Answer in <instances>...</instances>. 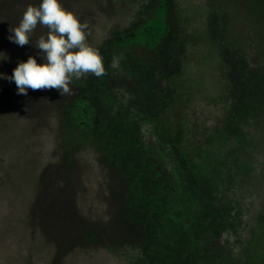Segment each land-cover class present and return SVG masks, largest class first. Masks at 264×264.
Returning a JSON list of instances; mask_svg holds the SVG:
<instances>
[{"label":"rangeland","instance_id":"rangeland-1","mask_svg":"<svg viewBox=\"0 0 264 264\" xmlns=\"http://www.w3.org/2000/svg\"><path fill=\"white\" fill-rule=\"evenodd\" d=\"M41 2L0 0L4 76L44 62L46 27L8 39ZM60 3L88 22L107 75L65 96L0 78V264H264V97L248 104L264 0ZM162 12L163 41L135 45ZM119 125L139 164L115 153Z\"/></svg>","mask_w":264,"mask_h":264},{"label":"clouds","instance_id":"clouds-1","mask_svg":"<svg viewBox=\"0 0 264 264\" xmlns=\"http://www.w3.org/2000/svg\"><path fill=\"white\" fill-rule=\"evenodd\" d=\"M38 24L48 29L35 44L44 62L37 63L34 56H29L26 62L18 63L11 76L0 73V78L15 82L18 94L27 95L29 89H55L61 96L71 95L73 78L107 75L99 50L87 42L88 22H81L63 8L60 0H42L38 6L29 4L19 25L9 27L8 39L20 47L30 44Z\"/></svg>","mask_w":264,"mask_h":264},{"label":"trees","instance_id":"trees-1","mask_svg":"<svg viewBox=\"0 0 264 264\" xmlns=\"http://www.w3.org/2000/svg\"><path fill=\"white\" fill-rule=\"evenodd\" d=\"M169 31L168 22L166 19L165 13H160L155 20L142 28L139 32H137L135 35H133V41L135 45L141 44L142 46L146 47H155L159 45L165 36H167V32ZM254 45L256 48H258L262 55L264 56V28L262 31V34L260 37L257 35L254 36ZM258 85L260 84L261 87L259 88L257 83L254 84L252 87L248 97H249V106L250 110L253 112L255 109L254 101L257 102V100L260 97H264V79H261L258 81ZM83 116V115H82ZM122 127L119 125V127H116L114 129L115 132H113V136L115 137L116 141V149L115 153H123L126 158L125 160L127 162H130L131 164L136 165L140 163L139 161V155L135 153V151L132 152V149L135 148V136L132 130H125L121 129ZM110 131V130H109ZM125 167V165H123ZM130 171V169H129ZM138 172L137 169H134V173ZM137 174V173H136ZM160 261H155L154 264H159Z\"/></svg>","mask_w":264,"mask_h":264}]
</instances>
